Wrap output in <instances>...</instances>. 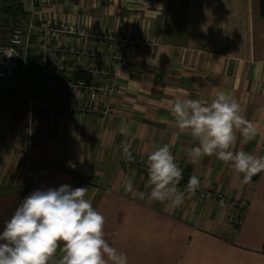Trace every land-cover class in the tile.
<instances>
[{"label": "crops", "instance_id": "crops-1", "mask_svg": "<svg viewBox=\"0 0 264 264\" xmlns=\"http://www.w3.org/2000/svg\"><path fill=\"white\" fill-rule=\"evenodd\" d=\"M19 6L21 12L10 24L27 36L29 27L65 25L128 43L119 47L96 38L53 39L50 43L62 48L53 58L59 67L50 65L43 73L36 65L37 35L31 31L25 71L33 97H40L43 75L64 81L78 77L90 84V75L81 71L84 65L115 70L116 77L99 81L113 82L117 92H97L94 98L84 92L51 93V101L81 110H33L35 127L29 136V112L3 97L7 91L21 98L22 79L0 83V230L34 190L83 186L86 198L105 217V239L126 254L128 264H264V172L243 184L215 156L191 162L186 150L197 142L174 126L169 112L177 96L210 102L216 90H224L257 127L247 143L237 132L233 150L264 156V18L259 1L28 0L27 8ZM6 32L2 29L0 45L7 44ZM66 47L83 49L86 58H67ZM94 53L99 61L92 60ZM121 55L124 61L118 64ZM125 143L131 145L133 162L122 156ZM164 144L183 169L182 181L196 175L200 188L223 198L204 201L195 193L175 209L169 202H150L147 155ZM125 179L133 181V193L124 192ZM241 200L246 206L235 233L229 216L238 211L231 203ZM61 255L58 249L54 260Z\"/></svg>", "mask_w": 264, "mask_h": 264}, {"label": "clouds", "instance_id": "clouds-1", "mask_svg": "<svg viewBox=\"0 0 264 264\" xmlns=\"http://www.w3.org/2000/svg\"><path fill=\"white\" fill-rule=\"evenodd\" d=\"M169 112L174 126L181 133L189 132L197 142V146L186 150L191 162L215 156L243 184L264 172V156L233 150L237 132L243 143L257 135L256 125L246 118L233 95L216 90L210 102L177 96ZM121 149L124 160L133 162L131 145L122 144ZM145 167L150 202H169L175 209L201 187L196 175L189 177L184 190L178 187L183 169L168 144L150 152ZM122 186L125 193L134 192L131 179H125ZM87 193L86 187L73 189L65 184L36 189L24 197L0 230V264H128L126 254L105 239V217L86 198ZM138 195L145 198L143 192ZM58 249L62 255L54 260Z\"/></svg>", "mask_w": 264, "mask_h": 264}, {"label": "built area", "instance_id": "built-area-1", "mask_svg": "<svg viewBox=\"0 0 264 264\" xmlns=\"http://www.w3.org/2000/svg\"><path fill=\"white\" fill-rule=\"evenodd\" d=\"M17 4H21L23 8L28 7V0H13ZM31 31L36 33L37 40V50L38 58L36 65L43 73L53 65L54 67H59L56 62H53V58L57 52L62 51L61 47L58 45H52L50 42L53 39L66 38V37H77L81 39H94L96 38L98 42L108 44L113 43L119 47L127 46V41L124 39L114 38L108 35H98L94 36L86 29H78L72 26L65 25H49V26H39V27H29L28 36L18 27H13L8 35V41L6 45H0V83L5 81L22 79L24 83V94L21 98L12 97L9 92H4L3 97L8 101L12 102L16 106H24L29 112L27 119V133L32 136L35 122L32 119V111L36 109H41L47 112L52 111H65L69 113H77L81 110L78 106L70 103H64L58 100L51 101L49 95L54 92L63 93H77L84 92L90 94L91 98L99 92L102 96H110L117 92V89L113 82L102 83L99 80L101 78L113 79L116 77L115 70H104L99 67H87L84 65L81 67V71L88 73L90 75L91 83L87 84L85 81L78 78H70L66 81L56 79L53 77H48L46 75L41 76V86H40V97H33L34 92L29 87L27 81L26 69L29 66V61L27 57L28 43ZM24 48V51L22 49ZM79 55L81 58H86V52L83 49H76L74 47H66L67 58H74ZM101 56L99 54H92V60L99 61ZM124 61L123 55L117 57L118 64H122ZM187 182L180 181L179 188L184 190ZM201 200H220L223 197L217 193L199 188L196 192ZM232 208L236 209L238 212L230 217L231 225L234 228V232L237 233L239 223L243 216V211L246 206V202L234 201L231 203Z\"/></svg>", "mask_w": 264, "mask_h": 264}, {"label": "trees", "instance_id": "trees-1", "mask_svg": "<svg viewBox=\"0 0 264 264\" xmlns=\"http://www.w3.org/2000/svg\"><path fill=\"white\" fill-rule=\"evenodd\" d=\"M258 1L260 16L264 18V0ZM19 12H21L19 4H17L13 0H2L0 9V22L3 23V26H7L8 24L13 23L14 19L19 14ZM262 252L264 253V243L262 247Z\"/></svg>", "mask_w": 264, "mask_h": 264}, {"label": "rangeland", "instance_id": "rangeland-1", "mask_svg": "<svg viewBox=\"0 0 264 264\" xmlns=\"http://www.w3.org/2000/svg\"><path fill=\"white\" fill-rule=\"evenodd\" d=\"M19 16V15H18ZM18 18V17H17ZM14 25V24H13ZM23 27V26H22ZM13 27H12V24H8L7 26H2V29L3 30H6L7 32H6V34L8 33V35H9V33H10V30L12 29ZM2 29H1V26H0V34H1V31H2ZM205 201V200H204ZM208 201H212V200H208ZM232 216V215H231ZM231 216H229V219H230V217ZM229 223H231L230 222V220H229ZM232 226V225H231ZM232 230L234 231V228H233V226H232Z\"/></svg>", "mask_w": 264, "mask_h": 264}]
</instances>
